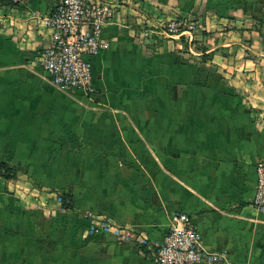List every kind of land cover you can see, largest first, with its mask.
<instances>
[{"label":"crops","instance_id":"obj_1","mask_svg":"<svg viewBox=\"0 0 264 264\" xmlns=\"http://www.w3.org/2000/svg\"><path fill=\"white\" fill-rule=\"evenodd\" d=\"M105 1L87 97L40 64L57 0H0V162L18 171L0 177V264H155L178 213L229 264H264V0Z\"/></svg>","mask_w":264,"mask_h":264},{"label":"built area","instance_id":"obj_2","mask_svg":"<svg viewBox=\"0 0 264 264\" xmlns=\"http://www.w3.org/2000/svg\"><path fill=\"white\" fill-rule=\"evenodd\" d=\"M19 2L20 0H12ZM114 7L105 0H57L52 14L39 17L51 33V42L41 55V67L60 91H79L90 97L97 93L92 59L107 49L103 33L113 20ZM195 29L187 22H172L163 27L166 37L189 36ZM255 209L264 213V162L255 168ZM89 231H102L119 236L107 218L90 219ZM229 264L219 252L208 251L193 218L186 213L173 216L168 235L156 253L155 264Z\"/></svg>","mask_w":264,"mask_h":264},{"label":"trees","instance_id":"obj_3","mask_svg":"<svg viewBox=\"0 0 264 264\" xmlns=\"http://www.w3.org/2000/svg\"><path fill=\"white\" fill-rule=\"evenodd\" d=\"M207 59V57H205ZM0 177L7 180V181H11V180H17L18 178V171L17 168L6 161H2L0 162ZM62 205L65 208H69L70 207V195L69 194H63L62 198ZM93 238V237H91Z\"/></svg>","mask_w":264,"mask_h":264},{"label":"rangeland","instance_id":"obj_4","mask_svg":"<svg viewBox=\"0 0 264 264\" xmlns=\"http://www.w3.org/2000/svg\"><path fill=\"white\" fill-rule=\"evenodd\" d=\"M220 84L226 85V83H224V82H221ZM221 87H222V86H221Z\"/></svg>","mask_w":264,"mask_h":264}]
</instances>
